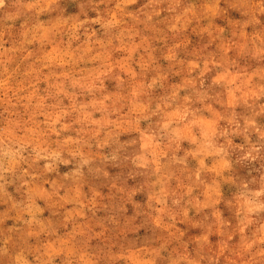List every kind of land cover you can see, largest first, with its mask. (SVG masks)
I'll list each match as a JSON object with an SVG mask.
<instances>
[{"label":"rangeland","instance_id":"1","mask_svg":"<svg viewBox=\"0 0 264 264\" xmlns=\"http://www.w3.org/2000/svg\"><path fill=\"white\" fill-rule=\"evenodd\" d=\"M0 264H264V0H0Z\"/></svg>","mask_w":264,"mask_h":264}]
</instances>
